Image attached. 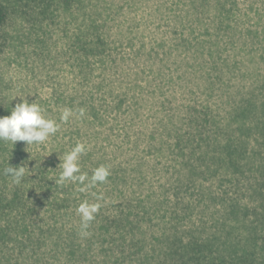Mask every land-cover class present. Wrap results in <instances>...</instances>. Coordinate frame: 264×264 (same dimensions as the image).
<instances>
[{
    "label": "rangeland",
    "instance_id": "rangeland-1",
    "mask_svg": "<svg viewBox=\"0 0 264 264\" xmlns=\"http://www.w3.org/2000/svg\"><path fill=\"white\" fill-rule=\"evenodd\" d=\"M0 5V117L24 97L59 125L41 144L0 141V264H143L144 255L156 264L175 235L220 236L227 254L237 237L242 251L252 235L264 246V135L255 129L264 120V0ZM93 34L102 44L89 50ZM246 101L254 114L234 117ZM64 108L73 110L67 122ZM227 134L246 148L237 167L212 149ZM77 143L80 178L60 184V159ZM7 164L26 168L19 183ZM100 165L110 175L94 183ZM82 203L98 206L86 237ZM234 204L248 217L229 213ZM122 211L134 224L104 230ZM133 241L142 248L129 258Z\"/></svg>",
    "mask_w": 264,
    "mask_h": 264
},
{
    "label": "trees",
    "instance_id": "trees-1",
    "mask_svg": "<svg viewBox=\"0 0 264 264\" xmlns=\"http://www.w3.org/2000/svg\"><path fill=\"white\" fill-rule=\"evenodd\" d=\"M5 11L3 7L0 5V30L1 27L4 24L5 21ZM90 29L96 28V24L94 23L93 20L90 19V23L88 26ZM95 34L92 35L91 39L86 41V44L89 47V50L94 49L95 47H98L102 44V41L100 37L95 38ZM95 40V42H94ZM238 112L235 113L233 116L237 118H243L241 120H246L248 116H252L255 111V107L252 103L249 101L243 102L240 108L237 110ZM264 114V111H263ZM244 132L245 130L249 131L248 127H243L242 128ZM242 129L240 130V133L242 132ZM255 129L257 130L256 132H259L260 135H264V120H260L259 117H257V124ZM219 133L224 134L221 132L219 128L215 130V135H218ZM240 135V134H239ZM199 137L201 139V133H199ZM225 140L223 145L219 144L216 145L214 144L212 146V149H214V152H218L220 155L224 156V161L222 162H227L229 164H234L235 167L238 166V160H240L246 152V148L244 146L240 145V141L238 139H232L230 135H225ZM195 137L193 138V140ZM239 143V144H238ZM192 158V157H189ZM216 162H221L220 157L214 156L212 158ZM233 160V161H232ZM213 161V162H214ZM261 177H264V170L261 171ZM264 182V179H262ZM261 185V183L259 184ZM258 185V191L256 192H262L260 187L264 186ZM14 199L16 198V194L14 195ZM13 199V200H14ZM19 200V198L16 199V201ZM21 201V200H20ZM125 210V209H124ZM228 212L229 213H240L243 212L242 216L244 218L248 217V207L244 209L237 208V206L234 204V206H229L228 207ZM139 216L138 214H133V216ZM144 216V215H143ZM131 213L130 212H120V214L110 217L108 219H104L102 222L103 224H108L107 227H103L104 230H107L109 226L110 228H118V225L121 224L124 225V223H128V225H133L135 221L131 220ZM263 216H259L258 221H260V224L263 223ZM136 222H139L137 220ZM250 224H253V221L251 219ZM255 226V225H254ZM253 226V228H254ZM193 229H197V225H194ZM219 230V229H217ZM226 236L230 235V232H225ZM225 236V237H226ZM123 238V237H122ZM172 240L169 241V248L166 249L164 252L160 253V257H152V259L156 258V264H261L257 263L258 258V253L259 250L261 249L264 252V246L262 247L257 243V236L252 235L251 239H246V244L247 247L249 248L248 250H241V240L240 238H233L232 241L233 243L231 246L233 247V251L231 253L227 254L225 252H221L217 247L218 245L216 242L220 239V236H211L209 238H204L200 234L196 235H191L187 240H184L183 237L180 236H172ZM250 238V237H249ZM75 242H77V239H74ZM168 238H166V241ZM131 245L134 247L136 252L130 254L128 257L133 258L135 253L137 254L139 250H141L142 242L141 241H133L131 242ZM261 246V247H260ZM79 248V247H77ZM140 253V252H139ZM74 256V254H73ZM143 258V264H147L148 261L151 259V256L149 255H144L142 256Z\"/></svg>",
    "mask_w": 264,
    "mask_h": 264
},
{
    "label": "clouds",
    "instance_id": "clouds-1",
    "mask_svg": "<svg viewBox=\"0 0 264 264\" xmlns=\"http://www.w3.org/2000/svg\"><path fill=\"white\" fill-rule=\"evenodd\" d=\"M79 112L83 115L84 109H80ZM72 114V109L64 108L60 119L67 122ZM58 130L59 125L56 120L46 118L42 107L38 103H29L24 97L11 110L9 116L0 117V141L11 142L12 146L17 141L26 142L27 145L44 143L51 136L55 135ZM84 152L85 145L77 143L70 151L63 154L58 166L61 169L58 183L63 184L65 181L80 178L78 176L80 173L79 161ZM25 171L26 168L23 166L12 167L7 164L4 174L12 179L13 182L19 183ZM109 175V168L100 165L93 170L91 181L94 183H104L107 181ZM97 209V205H89L87 203L80 205L82 236L86 237L89 235L87 229Z\"/></svg>",
    "mask_w": 264,
    "mask_h": 264
}]
</instances>
